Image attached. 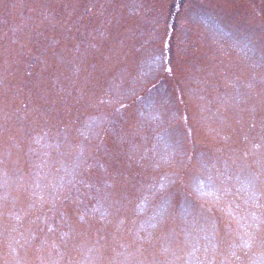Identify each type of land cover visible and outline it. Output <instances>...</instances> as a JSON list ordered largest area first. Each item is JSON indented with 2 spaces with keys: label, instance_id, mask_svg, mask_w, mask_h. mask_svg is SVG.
Segmentation results:
<instances>
[{
  "label": "rangeland",
  "instance_id": "374dc122",
  "mask_svg": "<svg viewBox=\"0 0 264 264\" xmlns=\"http://www.w3.org/2000/svg\"><path fill=\"white\" fill-rule=\"evenodd\" d=\"M0 264H264V0H0Z\"/></svg>",
  "mask_w": 264,
  "mask_h": 264
}]
</instances>
